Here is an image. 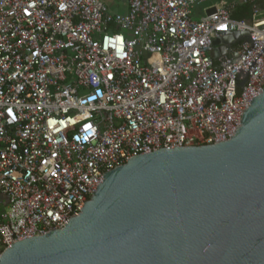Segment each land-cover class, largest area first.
<instances>
[{
  "label": "built area",
  "instance_id": "2783aa9c",
  "mask_svg": "<svg viewBox=\"0 0 264 264\" xmlns=\"http://www.w3.org/2000/svg\"><path fill=\"white\" fill-rule=\"evenodd\" d=\"M209 1L0 0V258L133 157L234 136L264 90V9L195 18Z\"/></svg>",
  "mask_w": 264,
  "mask_h": 264
},
{
  "label": "water",
  "instance_id": "95a60500",
  "mask_svg": "<svg viewBox=\"0 0 264 264\" xmlns=\"http://www.w3.org/2000/svg\"><path fill=\"white\" fill-rule=\"evenodd\" d=\"M0 264H264V90L229 140L133 157Z\"/></svg>",
  "mask_w": 264,
  "mask_h": 264
},
{
  "label": "rangeland",
  "instance_id": "374dc122",
  "mask_svg": "<svg viewBox=\"0 0 264 264\" xmlns=\"http://www.w3.org/2000/svg\"><path fill=\"white\" fill-rule=\"evenodd\" d=\"M219 1L220 2L222 1L231 2L233 0H210L208 3L198 5L194 8L195 18L200 17L208 8H210V6H213L215 3H218ZM236 1H239V0H236ZM113 11L115 12V10Z\"/></svg>",
  "mask_w": 264,
  "mask_h": 264
},
{
  "label": "trees",
  "instance_id": "16d2710c",
  "mask_svg": "<svg viewBox=\"0 0 264 264\" xmlns=\"http://www.w3.org/2000/svg\"><path fill=\"white\" fill-rule=\"evenodd\" d=\"M256 3L264 9V0H256ZM251 14V10L247 6L240 7L235 13H233V17L236 19H241L243 17H248Z\"/></svg>",
  "mask_w": 264,
  "mask_h": 264
},
{
  "label": "crops",
  "instance_id": "0c3cea01",
  "mask_svg": "<svg viewBox=\"0 0 264 264\" xmlns=\"http://www.w3.org/2000/svg\"><path fill=\"white\" fill-rule=\"evenodd\" d=\"M243 0H239V1H236V0H233V1H231V2H228V3H235V4H238V6H239V8L241 7L240 5H239V3H241ZM254 1V3H256V0H253ZM220 2V1H219ZM218 2V3H219ZM257 4V3H256ZM243 6H247L250 10H251V4H247V5H243ZM236 12V11H235ZM234 12V13H235Z\"/></svg>",
  "mask_w": 264,
  "mask_h": 264
}]
</instances>
